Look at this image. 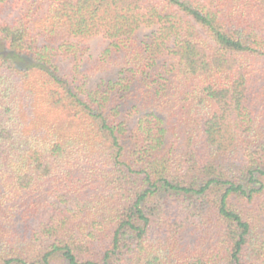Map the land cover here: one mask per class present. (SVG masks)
<instances>
[{
	"label": "trees",
	"instance_id": "obj_1",
	"mask_svg": "<svg viewBox=\"0 0 264 264\" xmlns=\"http://www.w3.org/2000/svg\"><path fill=\"white\" fill-rule=\"evenodd\" d=\"M0 44V264H264V0H0Z\"/></svg>",
	"mask_w": 264,
	"mask_h": 264
},
{
	"label": "rangeland",
	"instance_id": "obj_2",
	"mask_svg": "<svg viewBox=\"0 0 264 264\" xmlns=\"http://www.w3.org/2000/svg\"><path fill=\"white\" fill-rule=\"evenodd\" d=\"M101 41L100 40H92L91 42H90V51H89V53L90 54H92V55H95L96 53H97V51L100 49V47H101ZM0 48H1V44H0ZM99 77H101V75L100 74H98V75H96V76H94L93 77V80H97Z\"/></svg>",
	"mask_w": 264,
	"mask_h": 264
}]
</instances>
